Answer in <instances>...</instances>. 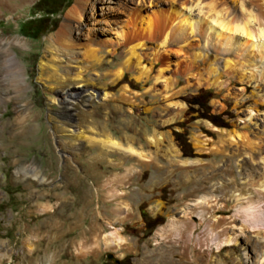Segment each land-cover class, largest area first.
I'll return each instance as SVG.
<instances>
[{"label": "rangeland", "instance_id": "rangeland-1", "mask_svg": "<svg viewBox=\"0 0 264 264\" xmlns=\"http://www.w3.org/2000/svg\"><path fill=\"white\" fill-rule=\"evenodd\" d=\"M37 1L0 0V264H262L264 248L257 243L255 231L246 229L235 247L217 253L213 245L197 244L204 225L196 220L188 249L181 241L172 242L171 233L161 227L169 216H182L184 193L191 188L222 183L234 190L243 185L239 178L248 172V161L242 154L245 148L239 139L230 143L226 136L247 133L248 138L264 144V101L258 96L264 87H255L246 79L241 83L238 75L230 73L221 78L226 82L223 86L211 84L212 77L206 71L213 57L207 58V64L198 65L192 56L203 41L191 40L193 37L188 39L184 54L171 46L157 51L152 39L145 42L142 38V49L136 47L139 66L133 63L134 58L124 64L121 49L108 55L105 45L100 44V54L107 55L102 68H89L83 73V82L61 80L54 74L68 77L74 69L58 65L56 72L47 66L40 71L39 66L42 60L53 64L49 61V38L55 35L75 0L56 15L54 30L30 38L21 34L20 25L41 14L34 12ZM131 5L127 0L95 2L87 24L96 29L98 40L104 39L102 30H110L107 20L120 18L121 24H130L125 14ZM112 7L116 13L109 15ZM145 7L142 13L147 17L134 21L142 32L152 11ZM5 49L17 61L23 87L9 82L3 63ZM78 57L79 65L91 64L84 54ZM215 66L222 70L221 59ZM147 69L146 78L143 73ZM118 70L121 77L112 82ZM158 70L162 74L155 81ZM230 80L237 83L229 84ZM85 82L103 88L109 97L94 95L86 105L76 102L75 118L69 119L57 91L68 83L80 88ZM198 94L207 97L209 114L217 118L199 117L194 111L197 106L191 102ZM257 102L263 105L253 110L247 121L249 108ZM20 117L23 120L19 122ZM69 123L90 138L108 135L119 142L122 151L103 150L84 140L75 148ZM156 133L161 134L158 146L149 139ZM195 137L204 143L202 151L196 148ZM221 145L223 153L212 149ZM171 149L177 150L178 162L191 165L180 167L169 162ZM140 151L150 158L140 159ZM19 166L32 167L34 172L20 174L18 179L15 171ZM129 167L133 171L127 175ZM116 173L121 180L115 185L107 179ZM109 190L121 191L122 195L110 196ZM158 202L162 207L153 212ZM125 205L131 214L126 215ZM112 228L119 229L131 249L105 247L103 237Z\"/></svg>", "mask_w": 264, "mask_h": 264}, {"label": "bare ground", "instance_id": "bare-ground-1", "mask_svg": "<svg viewBox=\"0 0 264 264\" xmlns=\"http://www.w3.org/2000/svg\"><path fill=\"white\" fill-rule=\"evenodd\" d=\"M97 1L75 0L55 35L49 38L51 41L50 54L52 55L49 61L53 64L48 65L42 60L39 66L40 71L47 66L56 72L58 65H63L66 70L74 69V72L70 73L68 77L54 74L55 76L69 82H83V73H86L89 68H102L105 63L104 57L107 55H101V50L97 49L100 44L105 45V53L108 55H114L118 49H121L122 54L125 56L124 64L127 65L129 60L134 58L133 63L139 66L141 60L136 47L141 46L140 49H142L144 44L142 38L145 42L152 39L156 44L157 51L160 48L171 46L184 54L187 52L185 47L190 44L188 39L193 37L191 40L203 41V45L200 44L197 45L198 48L196 47L198 50L196 49L192 56L194 61L198 65H205L207 64V58L213 57L212 61L208 62L207 66L209 68L206 71L207 75L212 77L211 84L223 86L226 82L222 81L221 78L230 73L238 75V81L241 83H244L246 79L247 82L253 83L255 87H264V0H127L132 4L128 6L127 13L125 12V15H128L127 20L130 24H121L120 18L112 21L107 20L110 30H102L101 36L104 39L101 40L97 39L96 29L89 27L87 24L88 13ZM120 1L118 0V2ZM164 4L167 5L166 8H163ZM144 6H146L145 8L149 7L152 11H149L151 18L147 19V27L142 32L136 29L134 21L138 20L140 22L144 19V16L147 17V14L142 13ZM107 13L114 15L116 12L112 7ZM201 49H205L206 52L202 53ZM4 51L6 55L3 63L5 62L9 82L14 83L16 87H23V74L20 68L17 67L15 57L9 54L7 49ZM80 54H84L87 59H90L91 64L83 63L84 65H79L81 61L78 56ZM250 55L253 57L252 59H250ZM220 59L223 67L221 71L217 68V65V67L215 66ZM148 72L149 69L144 73H140H143L146 77ZM105 74L107 73H103V76ZM121 74L120 70L114 73L112 82L119 80ZM161 74V70H158L155 81L160 79ZM199 78H201V74H199ZM236 83L235 80L229 81V84ZM112 86L104 84L103 87ZM94 87L87 82L81 85L80 88H75L73 84L68 83L57 91L59 102L67 111L69 119L75 118L74 106L76 102L86 105L94 95L102 94L103 99L109 97L103 88L100 90ZM258 96L263 103L264 91ZM261 105L263 104L257 102L254 104V108H249L247 121L251 119L253 110ZM173 117L169 120L171 121ZM262 117L264 121V114ZM22 120L23 117L18 119L19 122ZM67 126L74 142L72 146L75 148L84 140L90 145L93 143L98 144L103 150L114 148L122 151L119 142L104 133L102 137L90 138L79 127H74L70 123ZM89 128L90 130L93 129L92 127ZM149 139L150 142L158 146L161 142V134L156 133L154 138ZM226 139L230 143L235 142L236 139L242 142L245 148L242 154L248 161V167L245 168L248 172L239 178L243 184L242 187L240 186L234 190H229V187L226 188L221 183L213 186H201L200 188L195 186L188 193H184V199L186 198V200L184 201V207L181 208L182 216L179 218L174 215L169 216L168 222L161 227V230L171 233L173 236L172 242L179 243L181 241L182 247L186 249L189 248L187 242H191L190 237L193 235L194 227L197 226L195 220L204 225L197 237V244L204 247L213 245L217 253L225 247L229 249L235 247L240 238L245 235L244 231L246 229L256 232L257 243L264 248V144L262 145L261 140L248 138L247 133H228ZM203 145L204 143L200 138H196V148L202 151L204 149ZM212 149L218 153L225 152L222 145ZM170 152L172 156L169 162L176 163L180 167L191 165L186 161L178 162L176 159L177 150L171 149ZM138 155L142 160L150 158L142 151ZM132 171L133 168H126L127 175ZM32 172H34L32 167L19 166L15 171V176L20 179V174L26 175L32 174ZM117 176L116 173L115 176L109 177L107 181L112 180L113 183H120V177L117 179ZM34 179L38 181L36 176ZM40 180L41 182L44 181L43 179ZM187 180L192 182L190 178ZM203 181L206 182V178ZM231 181H234V179L232 178ZM185 186L187 187V185ZM109 192L110 196L113 197L122 195V192L118 190H109ZM197 193H200V195H197ZM188 196L195 198L189 201ZM228 203L229 206L226 205ZM125 207L126 215L131 214L130 208L127 205ZM161 207L162 205L158 202L152 207V211L157 212ZM226 213L228 214L226 215ZM118 230V228L114 229L104 235L105 247L131 249V244ZM27 246L31 248L29 243ZM261 261L264 263V251ZM170 264L177 263L171 261Z\"/></svg>", "mask_w": 264, "mask_h": 264}, {"label": "trees", "instance_id": "trees-1", "mask_svg": "<svg viewBox=\"0 0 264 264\" xmlns=\"http://www.w3.org/2000/svg\"><path fill=\"white\" fill-rule=\"evenodd\" d=\"M70 3L71 0H38L34 5V12H41V14L23 21L20 25L21 34L30 38H38L54 30L58 21L56 15L68 7ZM207 101L205 95L198 94L194 96L191 102L192 105L197 106L194 111L198 113L199 117L217 118L209 114L210 108ZM214 122L219 124L217 121Z\"/></svg>", "mask_w": 264, "mask_h": 264}, {"label": "water", "instance_id": "water-1", "mask_svg": "<svg viewBox=\"0 0 264 264\" xmlns=\"http://www.w3.org/2000/svg\"><path fill=\"white\" fill-rule=\"evenodd\" d=\"M109 258H111L112 260H114L115 262H118L117 259L113 258L112 255H109Z\"/></svg>", "mask_w": 264, "mask_h": 264}]
</instances>
